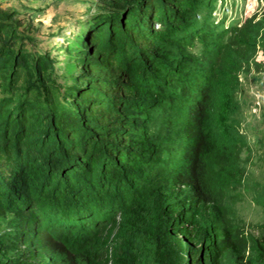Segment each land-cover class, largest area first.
I'll use <instances>...</instances> for the list:
<instances>
[{"label":"trees","instance_id":"obj_1","mask_svg":"<svg viewBox=\"0 0 264 264\" xmlns=\"http://www.w3.org/2000/svg\"><path fill=\"white\" fill-rule=\"evenodd\" d=\"M206 7L119 0L97 13L64 47L80 67L70 100L0 11V216L14 229L0 251L16 264H141L139 240L161 264H256L220 195L245 178L238 47L252 54L258 30H216L197 20ZM156 120L161 142L146 129Z\"/></svg>","mask_w":264,"mask_h":264},{"label":"rangeland","instance_id":"obj_2","mask_svg":"<svg viewBox=\"0 0 264 264\" xmlns=\"http://www.w3.org/2000/svg\"><path fill=\"white\" fill-rule=\"evenodd\" d=\"M203 1V0H201ZM206 8L197 14L202 22L210 19L216 30L244 28L247 24L257 27V43L252 54L246 49L240 64V88L237 94L241 107L237 114L239 133L247 146L241 151L240 165L245 178L240 186L227 190L220 199L228 209V218L245 248L247 258L259 264L251 250L253 240L262 235L264 224V0H204ZM119 0H0L1 13L8 14L21 46L31 55L40 54L53 62L51 83L62 99L70 100L68 92L74 86V76L80 71L64 48L74 43L73 37L87 26L97 13L111 11ZM236 31L229 36L235 42ZM233 36V37H231ZM228 40V39H227ZM202 47L195 41L188 48L192 57L199 56ZM245 55V56H244ZM242 57V58H243ZM4 82L0 76V96ZM148 134L164 141L162 125L158 120L146 127ZM219 197V196H218ZM13 216H0V237L13 233ZM141 264H161L154 249H143L139 240ZM13 251H0V264H16ZM14 259V260H12ZM47 264H50L47 262ZM223 264H241L235 255L228 253Z\"/></svg>","mask_w":264,"mask_h":264}]
</instances>
